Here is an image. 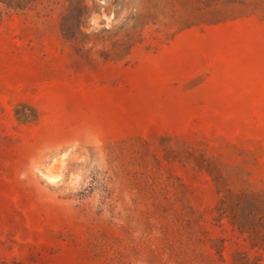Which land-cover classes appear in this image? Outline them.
I'll return each mask as SVG.
<instances>
[{
  "label": "rangeland",
  "instance_id": "obj_1",
  "mask_svg": "<svg viewBox=\"0 0 264 264\" xmlns=\"http://www.w3.org/2000/svg\"><path fill=\"white\" fill-rule=\"evenodd\" d=\"M0 264H264V0H0Z\"/></svg>",
  "mask_w": 264,
  "mask_h": 264
}]
</instances>
